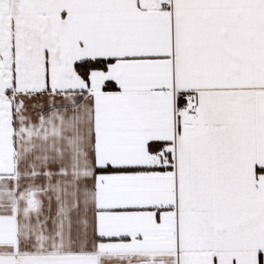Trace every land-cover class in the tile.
<instances>
[{
  "label": "snow or ice",
  "instance_id": "obj_1",
  "mask_svg": "<svg viewBox=\"0 0 264 264\" xmlns=\"http://www.w3.org/2000/svg\"><path fill=\"white\" fill-rule=\"evenodd\" d=\"M0 264H264V0H0Z\"/></svg>",
  "mask_w": 264,
  "mask_h": 264
}]
</instances>
